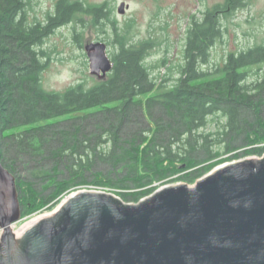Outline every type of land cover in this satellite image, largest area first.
<instances>
[{"label":"trees","instance_id":"trees-1","mask_svg":"<svg viewBox=\"0 0 264 264\" xmlns=\"http://www.w3.org/2000/svg\"><path fill=\"white\" fill-rule=\"evenodd\" d=\"M248 1L223 0L192 18L175 78L171 67L152 72L157 40L140 39L134 20L113 23L110 72L58 92L43 84L48 29L30 17V0H0V161L15 177L21 218L88 187L137 203L157 185L194 184L231 159L264 154V41L210 67L227 22ZM142 115L145 128L123 139V124Z\"/></svg>","mask_w":264,"mask_h":264},{"label":"water","instance_id":"water-1","mask_svg":"<svg viewBox=\"0 0 264 264\" xmlns=\"http://www.w3.org/2000/svg\"><path fill=\"white\" fill-rule=\"evenodd\" d=\"M85 49L90 74L103 79L112 68L104 45ZM21 220L15 177L0 161V264H264V157L137 203L78 190L12 232Z\"/></svg>","mask_w":264,"mask_h":264},{"label":"rangeland","instance_id":"rangeland-1","mask_svg":"<svg viewBox=\"0 0 264 264\" xmlns=\"http://www.w3.org/2000/svg\"><path fill=\"white\" fill-rule=\"evenodd\" d=\"M92 4H99L104 1H109L113 6H118L120 2L129 5V10L124 13V17L117 16L119 22L127 19L134 20V32L138 33L140 39L152 38L157 40L158 46L156 51L148 59L152 64L160 63L159 68L152 70L155 76L163 77L167 74L171 67L172 75L176 77V67L182 64V51L185 46V34L189 26L191 17L199 19L203 10L207 7H212L215 4L222 3L223 0H88ZM37 0H31L32 10L30 17L40 18L43 14V9L37 5ZM227 31L222 37V40L214 45L211 51L210 67L218 64L221 58L229 52H239L251 47L253 44H260L264 41V0H249L246 5L241 8L227 22ZM106 40L108 39L104 36ZM110 37V35H109ZM88 34L82 37V46L87 43ZM44 49L55 50L49 53L48 65L43 73V84L48 91H63L65 88L76 84L79 81L85 80L92 84L98 79L96 75L90 74L89 60L85 51L73 41L72 35L67 28L58 31L55 36L49 38ZM166 59L164 64L162 59ZM220 123L221 121L218 120ZM217 120L209 123L206 131H214ZM147 120L145 117H136L132 121H127L123 124V139L127 138L129 132H134L136 129L145 128ZM242 150L236 153L240 154ZM230 157L233 155H229ZM261 156H239L236 159H231L223 164L237 162L245 159L262 158ZM221 164V165H223ZM220 166V165H219ZM27 168L20 163L19 171L24 177H27ZM199 180V179H198ZM187 185L186 182L174 180L166 182L163 185H157L156 190L162 186ZM80 190V189H78ZM76 190V191H78ZM119 198L115 191H107ZM75 192V191H73ZM71 192V193H73ZM70 193V194H71ZM69 195V194H68ZM67 195V196H68ZM65 196L63 199H65ZM62 199V200H63ZM120 199V198H119ZM61 200V201H62ZM127 203V202H126ZM132 203V202H129ZM58 206V205H57ZM56 206V207H57ZM55 207V208H56ZM39 213L28 219H22L14 225V229L24 226L29 221L44 215H50L55 209Z\"/></svg>","mask_w":264,"mask_h":264},{"label":"flooded vegetation","instance_id":"flooded-vegetation-1","mask_svg":"<svg viewBox=\"0 0 264 264\" xmlns=\"http://www.w3.org/2000/svg\"><path fill=\"white\" fill-rule=\"evenodd\" d=\"M37 5L43 9V14L40 18L32 17L35 22L43 29H48V36L44 38L41 51L49 54L50 52H55V50L44 49L45 42L55 36L58 31L67 28L69 33L72 35L73 41L78 45V47L84 49L87 56V51L85 49L88 45L101 43L104 45L105 53L109 56L111 45L107 38L112 31L111 25L114 23L116 25L123 26L127 24L130 20L127 19L123 22L117 20V16L124 17V13L129 10V5L120 2L119 5L113 6L109 1H104L99 4H92L88 0H37ZM120 4H124L123 13H119L118 8ZM31 5V0H30ZM216 5V4H215ZM214 6V5H213ZM97 8L96 13L93 9ZM211 8V7H207ZM202 11L201 15L207 10ZM32 9V6H31ZM217 14H219L217 12ZM194 17H191V20ZM196 19V18H195ZM190 20V21H191ZM89 36L87 43L82 46V37L85 35Z\"/></svg>","mask_w":264,"mask_h":264},{"label":"built area","instance_id":"built-area-1","mask_svg":"<svg viewBox=\"0 0 264 264\" xmlns=\"http://www.w3.org/2000/svg\"><path fill=\"white\" fill-rule=\"evenodd\" d=\"M80 190H89V191H96V192H104V193H108L105 192L103 190H107V191H111L109 189H105V188H96V187H88V188H84V189H80ZM1 233V232H0Z\"/></svg>","mask_w":264,"mask_h":264},{"label":"bare ground","instance_id":"bare-ground-1","mask_svg":"<svg viewBox=\"0 0 264 264\" xmlns=\"http://www.w3.org/2000/svg\"><path fill=\"white\" fill-rule=\"evenodd\" d=\"M44 217H47V215H44V216L38 217V218H36V219H34V220H32V221H29L28 223L33 222V221L40 220L41 218H44ZM28 223H26V224H28ZM26 224H25V225H26ZM11 231H12V232L16 231V229H14V226L11 228Z\"/></svg>","mask_w":264,"mask_h":264}]
</instances>
